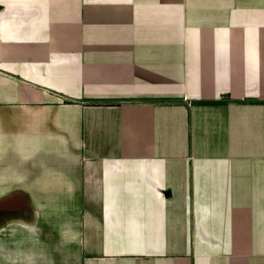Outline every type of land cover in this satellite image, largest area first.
Listing matches in <instances>:
<instances>
[{
  "label": "crops",
  "instance_id": "0c3cea01",
  "mask_svg": "<svg viewBox=\"0 0 264 264\" xmlns=\"http://www.w3.org/2000/svg\"><path fill=\"white\" fill-rule=\"evenodd\" d=\"M0 264H264V0H0Z\"/></svg>",
  "mask_w": 264,
  "mask_h": 264
}]
</instances>
